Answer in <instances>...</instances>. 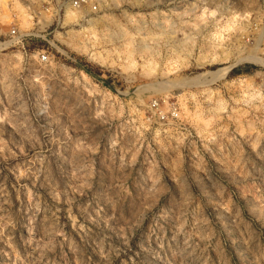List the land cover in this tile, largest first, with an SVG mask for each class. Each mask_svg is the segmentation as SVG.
Masks as SVG:
<instances>
[{
    "label": "rangeland",
    "instance_id": "1",
    "mask_svg": "<svg viewBox=\"0 0 264 264\" xmlns=\"http://www.w3.org/2000/svg\"><path fill=\"white\" fill-rule=\"evenodd\" d=\"M0 264H264V0H0Z\"/></svg>",
    "mask_w": 264,
    "mask_h": 264
},
{
    "label": "bare ground",
    "instance_id": "2",
    "mask_svg": "<svg viewBox=\"0 0 264 264\" xmlns=\"http://www.w3.org/2000/svg\"><path fill=\"white\" fill-rule=\"evenodd\" d=\"M101 26V25H100ZM120 32V31H119ZM118 32V33H119ZM109 37V36H108ZM143 48H147V47H143ZM249 57V56H248ZM248 59H254V60H259L258 58H256L255 56L250 55V57ZM228 69V67H224L223 69L218 70L217 72H214L213 74H217V73H221L224 72Z\"/></svg>",
    "mask_w": 264,
    "mask_h": 264
},
{
    "label": "built area",
    "instance_id": "3",
    "mask_svg": "<svg viewBox=\"0 0 264 264\" xmlns=\"http://www.w3.org/2000/svg\"><path fill=\"white\" fill-rule=\"evenodd\" d=\"M44 59V58H43Z\"/></svg>",
    "mask_w": 264,
    "mask_h": 264
}]
</instances>
